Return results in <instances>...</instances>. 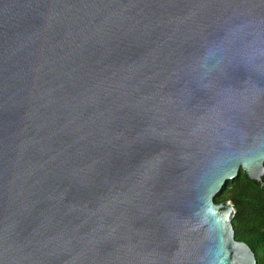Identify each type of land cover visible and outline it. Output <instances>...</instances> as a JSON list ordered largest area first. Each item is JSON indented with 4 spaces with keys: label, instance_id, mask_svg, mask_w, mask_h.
Masks as SVG:
<instances>
[{
    "label": "water",
    "instance_id": "water-1",
    "mask_svg": "<svg viewBox=\"0 0 264 264\" xmlns=\"http://www.w3.org/2000/svg\"><path fill=\"white\" fill-rule=\"evenodd\" d=\"M264 173V0H0V264H259L213 198Z\"/></svg>",
    "mask_w": 264,
    "mask_h": 264
},
{
    "label": "trees",
    "instance_id": "trees-1",
    "mask_svg": "<svg viewBox=\"0 0 264 264\" xmlns=\"http://www.w3.org/2000/svg\"><path fill=\"white\" fill-rule=\"evenodd\" d=\"M228 200L235 209L231 220L235 238L248 243L258 263L264 264V173L256 180L240 168L213 198L215 203Z\"/></svg>",
    "mask_w": 264,
    "mask_h": 264
}]
</instances>
